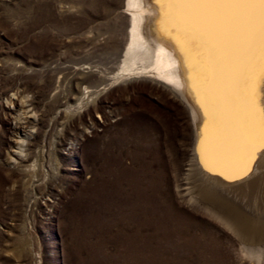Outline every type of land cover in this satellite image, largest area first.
<instances>
[{"label":"rangeland","instance_id":"rangeland-1","mask_svg":"<svg viewBox=\"0 0 264 264\" xmlns=\"http://www.w3.org/2000/svg\"><path fill=\"white\" fill-rule=\"evenodd\" d=\"M123 2L0 0V264H264V240H246L231 209L262 233L264 97L248 86L245 22L199 18L219 44L165 38L229 63L217 93L247 112L231 117L245 148L230 164L246 184L214 186L199 158L207 117L196 132L176 93L119 74Z\"/></svg>","mask_w":264,"mask_h":264},{"label":"bare ground","instance_id":"bare-ground-1","mask_svg":"<svg viewBox=\"0 0 264 264\" xmlns=\"http://www.w3.org/2000/svg\"><path fill=\"white\" fill-rule=\"evenodd\" d=\"M120 12L127 20V30L125 45L120 54L119 74L133 80L149 78L154 80L157 85L160 84L161 87L169 90L171 94L176 93L188 108L196 132L203 117H207L202 132L200 131L201 136L198 137V140L203 141L202 144L205 147L204 153L199 158L204 155L206 158L204 160L205 168L210 173L213 171V176L208 175L210 178L206 176V179L214 186L216 182L222 185L229 184L230 187L246 184L243 182L240 184L233 183L232 176L241 173L242 165L239 166L237 173L232 174L234 168L230 164L238 163V160L243 157L240 156V152L245 148V135H243L245 124L234 123L231 117L243 118L247 112L241 111L239 103L236 104L238 100L232 104L231 100H223L217 93L220 85L227 82L230 73L229 63L224 62L222 58L218 59L210 53L201 51L200 48L193 49L190 53L182 51L179 47L175 48L173 43H176V40L165 44L168 41L165 38L169 34L173 38L185 36L196 38L199 44L202 35L208 37L212 43L217 44L218 39L223 38V34L219 35L218 30H214L215 28L211 27L209 21L208 25L204 24L206 33H201L195 28V24L200 22L199 18L193 17L194 21H185L181 17V10L171 9L166 5L157 3L156 0H124ZM213 33L214 36L217 33V39L214 38ZM216 55L218 56V54ZM205 58L210 60V67L207 75L204 74V77H208L204 94L201 93V95L199 90L202 85L204 86L201 78L203 72L206 71L203 69ZM202 108L205 110L203 111ZM254 118L256 117L254 116ZM229 179L230 181H228ZM245 186L247 187V185ZM206 194L211 197L214 195L213 191ZM231 209L234 214V224L239 230L243 229L246 233V240L251 244L259 238L264 240V229L259 235H256L257 232L253 234L255 230L251 232L250 216L243 214L237 208ZM260 230L257 231L260 232ZM258 244L260 243L258 242ZM248 249L250 250V248Z\"/></svg>","mask_w":264,"mask_h":264},{"label":"snow or ice","instance_id":"snow-or-ice-1","mask_svg":"<svg viewBox=\"0 0 264 264\" xmlns=\"http://www.w3.org/2000/svg\"><path fill=\"white\" fill-rule=\"evenodd\" d=\"M157 3L182 14L206 19H242L245 22L251 56L248 65V86L254 102L264 97V0H156ZM255 65V67H254ZM258 77V80H257ZM261 147L264 148V105L259 106Z\"/></svg>","mask_w":264,"mask_h":264}]
</instances>
